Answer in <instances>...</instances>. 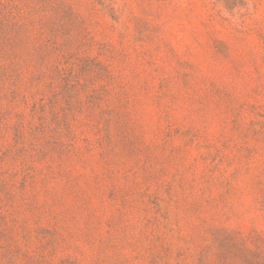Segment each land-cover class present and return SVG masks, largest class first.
<instances>
[{
	"label": "rangeland",
	"instance_id": "1",
	"mask_svg": "<svg viewBox=\"0 0 264 264\" xmlns=\"http://www.w3.org/2000/svg\"><path fill=\"white\" fill-rule=\"evenodd\" d=\"M0 264H264V0H0Z\"/></svg>",
	"mask_w": 264,
	"mask_h": 264
}]
</instances>
